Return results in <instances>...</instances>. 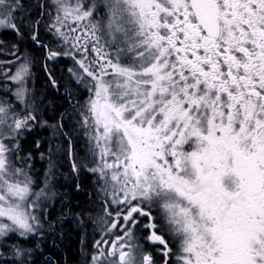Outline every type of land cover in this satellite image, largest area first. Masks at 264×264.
Masks as SVG:
<instances>
[{
  "label": "snow or ice",
  "instance_id": "6c2138e0",
  "mask_svg": "<svg viewBox=\"0 0 264 264\" xmlns=\"http://www.w3.org/2000/svg\"><path fill=\"white\" fill-rule=\"evenodd\" d=\"M29 7L0 0V29H31L47 59L74 61L89 93L86 154L68 151L103 206L91 264H264V0ZM36 17L50 21V44ZM3 75L16 88L0 97V264H36L26 245L57 193L34 179L22 143L37 119L30 60Z\"/></svg>",
  "mask_w": 264,
  "mask_h": 264
},
{
  "label": "trees",
  "instance_id": "16d2710c",
  "mask_svg": "<svg viewBox=\"0 0 264 264\" xmlns=\"http://www.w3.org/2000/svg\"><path fill=\"white\" fill-rule=\"evenodd\" d=\"M37 2L30 0V13L38 11ZM36 18L42 19L38 28L40 41L44 45L50 44L52 37L46 32L47 27L46 30L44 28L45 17ZM31 36V29L22 30L20 35L8 32L0 36V60L3 62L0 77L10 69L14 72L25 56L30 60L31 75L27 87L30 102H35L34 115L37 119L31 131L25 133L22 143L32 154L30 163L34 179L41 184L47 180L57 193L53 203L48 202L43 234L26 246L34 249L32 259L36 264H91L98 240L97 229L88 212L94 204H98L96 200L94 203L89 200L95 180L87 176L89 172L85 170L79 173L73 171L68 151L70 144L78 163L86 154L87 141L78 123L80 106L87 99L86 91L71 80L69 69H73L74 65L71 59L61 57L58 63L47 59V49L34 42ZM50 77L58 84L57 89ZM9 88L14 90L16 86L8 80H0V97L11 96ZM57 125L63 127H54ZM72 199L78 202V207L76 213L69 212L71 217L66 222L59 217L68 213L65 206H69ZM48 212L49 219L46 220Z\"/></svg>",
  "mask_w": 264,
  "mask_h": 264
},
{
  "label": "flooded vegetation",
  "instance_id": "af4514ba",
  "mask_svg": "<svg viewBox=\"0 0 264 264\" xmlns=\"http://www.w3.org/2000/svg\"><path fill=\"white\" fill-rule=\"evenodd\" d=\"M36 1H38V0H36ZM39 1L41 3H45L46 0H39ZM29 3H30V0H27V4L28 5H29ZM8 32H12L13 33V31H11V30H2V29H0V36L6 34ZM87 174H88L87 176L93 177L92 174H89V173H87ZM93 180H95V179H93ZM94 190H95V186H92V188L90 190V194H89V200L92 203H94L95 200H96V202L98 204H94L92 206V208L88 210V212H89V219L92 221L93 225L97 229V232H98V240H99L100 239V226H102V225H100V220H101L100 218L104 215V212H103V206L100 204L99 200L96 198L95 193H94ZM77 204H78V202L75 199H72L70 205L69 206H65V208L67 209L68 213L65 216L64 215H61L59 218H62V219H64L67 222V218L71 217V215H70L69 212L70 211H74L75 212L77 210V207H78ZM49 213L50 212L47 213L46 220L49 219V215H48ZM108 219L110 220L111 218H108ZM75 240H76V237H74V241ZM173 247H174V250H175V244H174V242H173ZM151 250L152 249H149V251H151Z\"/></svg>",
  "mask_w": 264,
  "mask_h": 264
},
{
  "label": "rangeland",
  "instance_id": "374dc122",
  "mask_svg": "<svg viewBox=\"0 0 264 264\" xmlns=\"http://www.w3.org/2000/svg\"><path fill=\"white\" fill-rule=\"evenodd\" d=\"M44 21H43V24L45 25L44 26V28H45V30H46V27H47V25H46V23H50V21L48 20V18L47 17H45V19H43ZM3 30V29H2ZM46 32H48L47 30H46ZM50 34V33H49ZM1 42V41H0ZM1 44H2V42H1ZM2 51H4V50H2ZM61 58V57H60ZM60 58H57L56 60H54V61H57V63L59 62L58 60L60 59ZM70 59V58H69ZM72 62H71V64H74V61L73 60H71ZM3 62L0 60V65L2 64ZM17 67V66H16ZM10 69V68H9ZM73 70L74 71H78V69H77V66L74 64L73 65ZM8 72V74L9 75H11L12 73H14L15 72V70H14V72L12 71L11 72V69H10V71L8 70L7 71ZM69 74H71V80H74V82H76L84 91H86V97L88 98V95H89V93H88V90H87V86H86V83L85 82H78L77 81V79H76V77L75 76H73L72 75V73L71 72H69ZM4 76V75H3ZM3 76L2 77H0V80H7L6 78H3ZM29 80V79H28ZM16 86V85H15ZM87 100V99H86ZM85 100V101H86ZM78 110V109H77ZM83 136H84V134H83ZM85 137V136H84ZM86 138V137H85ZM86 145V144H85ZM86 148H87V146H86ZM86 151H87V149H86ZM94 178V177H93ZM95 179V178H94ZM46 180V179H45ZM45 183V182H44ZM44 183L43 184H41L40 183V186L41 187H43L44 186ZM94 186H95V181H94ZM94 193H95V190H94ZM51 204L53 203V199L51 200V201H49ZM100 225H102V226H100V238H101V235L103 234V231L106 229V225L103 223V221H101L100 220ZM106 239L107 238H109V237H105ZM96 250V249H95Z\"/></svg>",
  "mask_w": 264,
  "mask_h": 264
},
{
  "label": "water",
  "instance_id": "95a60500",
  "mask_svg": "<svg viewBox=\"0 0 264 264\" xmlns=\"http://www.w3.org/2000/svg\"><path fill=\"white\" fill-rule=\"evenodd\" d=\"M39 45V44H38ZM50 79H51V81L53 82V79H52V77H50ZM53 87L55 88V89H57L58 88V84L57 83H55V84H53ZM64 94V93H63ZM71 149H72V147H71ZM73 151V150H72ZM71 159V158H70ZM72 161V160H71Z\"/></svg>",
  "mask_w": 264,
  "mask_h": 264
}]
</instances>
